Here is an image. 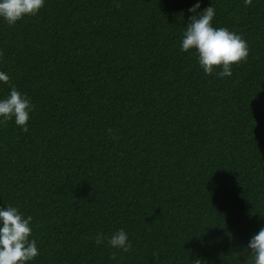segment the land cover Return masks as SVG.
<instances>
[{
    "label": "trees",
    "instance_id": "16d2710c",
    "mask_svg": "<svg viewBox=\"0 0 264 264\" xmlns=\"http://www.w3.org/2000/svg\"><path fill=\"white\" fill-rule=\"evenodd\" d=\"M196 2L45 0L14 26L0 18V72L34 105L27 132L0 124V207L32 216L29 264H254L264 0H199L247 41L230 77L181 51ZM10 91L0 82V99ZM120 229L127 253L107 243Z\"/></svg>",
    "mask_w": 264,
    "mask_h": 264
},
{
    "label": "clouds",
    "instance_id": "9594fccd",
    "mask_svg": "<svg viewBox=\"0 0 264 264\" xmlns=\"http://www.w3.org/2000/svg\"><path fill=\"white\" fill-rule=\"evenodd\" d=\"M45 0H0V18L9 26H14L26 16L35 17L43 8ZM245 6H250L252 0H244ZM119 7V3H115ZM200 2L194 4L188 11L194 13L186 26L181 42V51L194 50L198 57V63L203 71L212 75L217 68L222 69L220 77H230L232 67L246 63L249 56L247 41L240 35L229 31L226 27L215 28L212 20L215 17V9L209 6L198 12ZM3 53L0 52V58ZM0 82L11 86L10 94L0 99V124L15 120V124L23 131H28L30 114L34 109L30 99L12 85L8 74L0 72ZM111 131V130H109ZM32 216L24 217L16 207H0V264H29L40 255L39 248L32 235ZM106 238L103 233L95 236V243L100 245ZM107 243L114 249L127 253L132 249V243L127 233L120 229ZM247 249L254 260V264H264V228H261L249 241ZM111 259H117L113 252ZM195 264H200L199 260Z\"/></svg>",
    "mask_w": 264,
    "mask_h": 264
}]
</instances>
